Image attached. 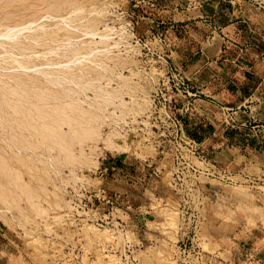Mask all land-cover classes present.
Segmentation results:
<instances>
[{
    "label": "rangeland",
    "instance_id": "1",
    "mask_svg": "<svg viewBox=\"0 0 264 264\" xmlns=\"http://www.w3.org/2000/svg\"><path fill=\"white\" fill-rule=\"evenodd\" d=\"M159 1L0 0V264H264L261 187L200 178V208L196 194L189 209L177 205L164 110L185 104L167 108V74H185ZM104 25L107 57L91 54L104 42L89 33ZM111 130L124 150L103 146ZM123 159L141 172L105 183ZM149 162L162 181L146 174ZM226 166L264 174L247 161Z\"/></svg>",
    "mask_w": 264,
    "mask_h": 264
},
{
    "label": "crops",
    "instance_id": "2",
    "mask_svg": "<svg viewBox=\"0 0 264 264\" xmlns=\"http://www.w3.org/2000/svg\"><path fill=\"white\" fill-rule=\"evenodd\" d=\"M160 1L174 63L202 97L183 116L186 134L217 167L247 161L264 171V109L256 107L264 102V11L244 0L240 10L227 0ZM144 166L162 181L157 167ZM135 170L123 159L105 183L132 180Z\"/></svg>",
    "mask_w": 264,
    "mask_h": 264
},
{
    "label": "built area",
    "instance_id": "3",
    "mask_svg": "<svg viewBox=\"0 0 264 264\" xmlns=\"http://www.w3.org/2000/svg\"><path fill=\"white\" fill-rule=\"evenodd\" d=\"M230 4L234 5L235 10H240L242 8V3L239 0H227ZM249 2L256 9L264 11V0H244ZM171 77V78H170ZM167 81L169 83V89H171V94L168 95L167 108L170 109L171 105L173 110L178 101L184 100L185 104L183 107L175 109V111H166L167 126L169 127L168 144L170 145L168 156L169 172H170V183L177 192L178 196V207L182 210L189 209L190 201L192 199L191 195L196 194V199L200 200L197 203L198 208H200L202 195L201 193L205 190L207 181L206 178L216 177L223 179L225 181L238 182V179H233V176L238 175L240 179L247 181L253 187H261L259 189L264 190V175H257L255 173H245L240 172V170L231 169L228 166L216 167L209 162L206 158L201 156L198 152V148L193 140L188 138L183 132V120L180 118L179 110L181 111L184 107L193 106L196 96H198V91L191 84L190 79L185 75L178 74H167ZM182 98V99H181ZM165 106H163L164 108ZM175 112H178L176 114ZM162 134V132H161ZM166 136L165 133H163ZM160 143V141H159ZM158 143V147L159 146ZM163 152V146L160 149V153ZM196 162L203 163V166L197 165ZM99 197H101L104 203H109L113 205L116 201L115 194L108 193L105 189H99ZM98 202L99 199H98ZM101 220V219H100ZM108 222V221H104ZM195 233H192V237Z\"/></svg>",
    "mask_w": 264,
    "mask_h": 264
},
{
    "label": "bare ground",
    "instance_id": "4",
    "mask_svg": "<svg viewBox=\"0 0 264 264\" xmlns=\"http://www.w3.org/2000/svg\"><path fill=\"white\" fill-rule=\"evenodd\" d=\"M95 14V13H94ZM47 15V14H46ZM67 15V14H66ZM70 15V14H69ZM51 16V15H50ZM43 17H44V15H43ZM49 17V16H48ZM62 19V18H61ZM64 19V18H63ZM72 23V22H71ZM29 24H31V22H29ZM26 25H28V24H26ZM31 25H33V24H31ZM31 25H29V26H31ZM66 25V24H65ZM15 26V25H14ZM13 26V27H14ZM19 25H17L16 27H14V29H16L17 30V27H18ZM21 26V25H20ZM23 26V25H22ZM24 26H25V24H24ZM8 27V26H7ZM38 27V26H37ZM85 27V26H84ZM20 28V27H19ZM11 29V28H10ZM23 29H24V27H23ZM22 29V30H23ZM26 29V28H25ZM109 29H113V27L112 28H108V26L107 25H104V28L102 29L101 28V30H99V31H97V30H95V31H89V33L91 34V36H94V35H98L97 37H100L101 38V40L104 42V43H102L103 45H102V48L101 49H96V50H92V52H91V54L93 53V55L95 54V53H97V52H101L103 55H105L106 57L107 56H109L108 54H109V52L111 51V49H112V47H114L112 44L110 45V44H108V43H106V38L103 40L102 38L103 37H105L109 32H108V30ZM6 30H8V29H6ZM13 29H11V32H13L12 31ZM111 31V30H110ZM87 32V31H86ZM85 32V33H86ZM108 32V33H107ZM8 33H10V32H8ZM8 33H7V35H8ZM117 33V32H116ZM11 34V33H10ZM110 34V33H109ZM89 36V35H88ZM2 37V36H1ZM100 38H99V41L101 42V40H100ZM108 41V40H107ZM114 41V40H113ZM106 43V44H105ZM113 53V52H112ZM91 54L89 55V54H87V55H89L91 58H92V56H91ZM101 55V54H100ZM32 56V55H31ZM36 56V55H35ZM84 56V55H83ZM85 57V56H84ZM104 57V56H103ZM76 58V57H75ZM86 58H87V56H86ZM89 58V57H88ZM13 59V58H12ZM77 60H79V59H76V62H77ZM15 62V61H14ZM17 62V61H16ZM70 62V61H69ZM71 62H73V61H71ZM79 62V61H78ZM18 63V65H20V66H23V64H21L19 61L17 62ZM90 63V62H89ZM70 64V63H69ZM73 64V63H72ZM59 65V64H58ZM63 65V64H62ZM94 65V64H93ZM19 66V67H20ZM61 66V65H60ZM50 67V66H49ZM31 69H33V68H31ZM106 93V95L107 94H110V92H108V91H106L105 92ZM114 95V94H113ZM115 95H116V92H115ZM114 97V96H113ZM116 97V96H115ZM105 100H107L108 102L110 101V100H112V98L110 97V98H108V97H105ZM122 101V100H121ZM13 133V132H12ZM93 133V131H91V132H87V134H85L86 136H88V134L91 136V138H92V135L91 134ZM96 133H98L97 131H96ZM95 134V133H94ZM117 134V132H115V131H110V132H107L106 134H105V136H103V137H101L100 138V135L98 136L101 140H102V142H103V146H105V147H108V148H112L113 150H124L122 147H123V145H121V144H118L117 142H115L114 141V135H116ZM90 136H88L89 138H90ZM96 134H95V138H96ZM90 138V139H91ZM87 139V138H86ZM93 139V138H92ZM117 139V138H116ZM88 140V139H87ZM92 140H90V142H91ZM93 145V144H92ZM102 146V147H103ZM105 147H103V148H105ZM90 148V147H89ZM107 148V149H108ZM87 161H89V160H87ZM74 162V161H73ZM25 189H27V188H25ZM35 193V192H34ZM39 194V193H38ZM27 196H29V198H30V195H28L27 194ZM27 198V197H26ZM7 204V203H6ZM29 207H31V205H29ZM31 210V209H30ZM37 210V209H36ZM36 210H34V211H36ZM40 210V209H39ZM31 211H33V209L31 210ZM37 212H39L38 210H37ZM36 213V212H35ZM171 216H173V214L171 215ZM173 218H174V216H173ZM173 218H171L172 219V221H173ZM170 224H172V223H170Z\"/></svg>",
    "mask_w": 264,
    "mask_h": 264
},
{
    "label": "water",
    "instance_id": "5",
    "mask_svg": "<svg viewBox=\"0 0 264 264\" xmlns=\"http://www.w3.org/2000/svg\"><path fill=\"white\" fill-rule=\"evenodd\" d=\"M186 136H187L188 138H190L187 134H186Z\"/></svg>",
    "mask_w": 264,
    "mask_h": 264
}]
</instances>
